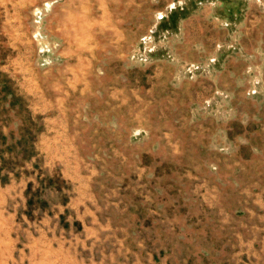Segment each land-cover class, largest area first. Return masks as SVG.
<instances>
[{"label":"rangeland","instance_id":"rangeland-1","mask_svg":"<svg viewBox=\"0 0 264 264\" xmlns=\"http://www.w3.org/2000/svg\"><path fill=\"white\" fill-rule=\"evenodd\" d=\"M0 264H264V0H0Z\"/></svg>","mask_w":264,"mask_h":264},{"label":"trees","instance_id":"trees-1","mask_svg":"<svg viewBox=\"0 0 264 264\" xmlns=\"http://www.w3.org/2000/svg\"><path fill=\"white\" fill-rule=\"evenodd\" d=\"M27 135H29V134H27ZM27 135L24 134V135L22 136L21 141H25V138H27ZM29 136H30V135H29Z\"/></svg>","mask_w":264,"mask_h":264}]
</instances>
